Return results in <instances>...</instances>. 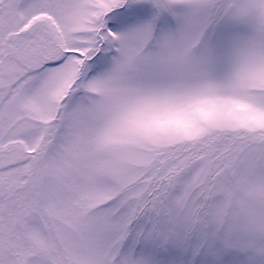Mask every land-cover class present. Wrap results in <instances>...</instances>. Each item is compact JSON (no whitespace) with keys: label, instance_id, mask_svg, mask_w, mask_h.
<instances>
[{"label":"snow or ice","instance_id":"6c2138e0","mask_svg":"<svg viewBox=\"0 0 264 264\" xmlns=\"http://www.w3.org/2000/svg\"><path fill=\"white\" fill-rule=\"evenodd\" d=\"M0 264H264V0H0Z\"/></svg>","mask_w":264,"mask_h":264}]
</instances>
